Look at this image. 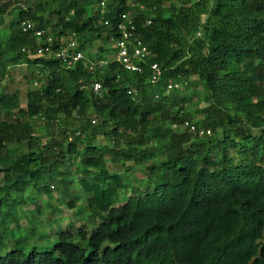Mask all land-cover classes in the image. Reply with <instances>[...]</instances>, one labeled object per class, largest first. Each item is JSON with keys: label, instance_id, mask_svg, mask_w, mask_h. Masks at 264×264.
I'll return each instance as SVG.
<instances>
[{"label": "trees", "instance_id": "trees-1", "mask_svg": "<svg viewBox=\"0 0 264 264\" xmlns=\"http://www.w3.org/2000/svg\"><path fill=\"white\" fill-rule=\"evenodd\" d=\"M17 3L0 0V79L22 64L40 66L37 80L49 72L27 90L26 107L18 91L0 94V264H264V0ZM130 16L151 52L142 73L103 45L92 61L109 62L94 71L35 54L46 35L54 51L70 33L84 52L100 39L115 43ZM27 20L34 29L23 30ZM40 29L47 33L34 34ZM152 63L163 69L156 84ZM194 78L205 89L201 121L179 90L166 92L170 80L189 87ZM184 120L198 131L173 127ZM22 140L26 149L11 146ZM155 156L162 162L147 165L144 189L132 187L128 164ZM76 188L101 222L77 239L61 229L52 248L29 249L45 236L37 231L41 196L52 211L60 209L49 199L55 193L71 209Z\"/></svg>", "mask_w": 264, "mask_h": 264}, {"label": "rangeland", "instance_id": "rangeland-1", "mask_svg": "<svg viewBox=\"0 0 264 264\" xmlns=\"http://www.w3.org/2000/svg\"><path fill=\"white\" fill-rule=\"evenodd\" d=\"M35 0H18V3L16 6H22L27 7L28 5L32 4ZM14 9V8H13ZM12 9V10H13ZM16 11V10H15ZM52 20L55 21V16H50ZM6 19L9 21V17L7 16ZM53 25V23H52ZM47 31H50V29H46ZM101 45L109 48H113V52L111 54V57H116V47L115 43H106L103 42V39L97 40L91 47L88 49V53L86 55L89 56L91 60H95L100 55V47ZM115 48V49H114ZM56 57V55H53ZM40 66H33L29 67L27 64H22L18 66L11 67L10 74L6 76L4 79H0V94L2 92H14L18 91L20 94L21 99V105L23 107H26L27 103V90L28 89H38L40 88L43 83L45 82V77L48 75V70H44V76L41 79H38L34 76L32 77V73H36L37 75V69H39ZM38 84H37V83ZM182 84V83H181ZM183 90L179 92V98L183 99L185 98V104L187 106V110L191 112L193 115L191 117L192 121H201L203 119V115L201 113H197L196 111L200 108L204 107V97H205V89L202 82L196 78L192 80V83L189 85V87L185 86L183 83ZM4 117L0 115V121H2ZM71 123V121H70ZM75 125L79 126L78 121H74ZM66 126V123L64 122V118H61V121L59 125L57 126V133L61 134L64 127ZM69 128V126H67ZM70 129V128H69ZM44 131L45 130H41ZM102 143H108V139L105 140V138H102ZM153 146L152 144H150ZM11 146H19L23 149H26L27 142L26 140L20 141V143H12ZM112 146V145H111ZM162 158L159 156H155L154 158L150 159L146 165L140 166V165H134L133 163H130L128 165H131L129 170H127L130 180H131V186L132 187H140L144 189L145 186V177L148 174L147 171V165L148 164H157L159 165L162 160ZM128 166L121 167V170H126ZM75 196L76 198V206L74 208H69L66 201H63L59 199L58 194H53L49 197L51 202L55 205H59L60 209L57 211H52L51 209L47 208V204L44 203L43 199H46L47 197H42V212H40L38 216L39 220V227L38 232L41 230L44 231L45 236H34L30 240L29 249L35 248L38 250H45L52 248L54 245V242L57 237V233L59 230H68L72 232L75 236L74 238L77 239V233L80 229H88L89 231H92L97 227V225L101 222L99 218H96L92 214L88 213V201L86 194L84 191L80 188L75 189ZM131 196V191L129 190L126 192L125 197L121 198L124 200L126 197ZM125 201H121L120 203H123ZM36 203H30L28 206H26L28 209H31L30 211H35L36 209ZM31 212L29 215H31ZM50 215L53 217L51 218ZM60 220L61 225L57 223L56 221ZM23 223L27 224V219H23ZM13 244V241L8 242L9 249Z\"/></svg>", "mask_w": 264, "mask_h": 264}, {"label": "built area", "instance_id": "built-area-1", "mask_svg": "<svg viewBox=\"0 0 264 264\" xmlns=\"http://www.w3.org/2000/svg\"><path fill=\"white\" fill-rule=\"evenodd\" d=\"M150 22V21H149ZM22 27L24 31L34 29L35 23L33 21L27 20L22 22ZM120 36L115 40V47L117 49L115 59L124 67V69L142 73L143 64L146 63L147 59L150 57L151 52L147 44L141 38L137 25L134 19L130 16L127 20L119 25ZM46 32V30H36L34 34L41 37ZM44 45L39 46L36 49V56H43L48 53H54L56 57L62 60V63L69 69L74 67L79 61H83L88 65L91 71H94L97 66H104L108 64L109 60H100L98 62H93L88 55L79 49V41L75 33H70L68 36H62L59 39V47L56 51L53 50L54 38L51 35H46ZM150 82L156 84L163 74V69L158 63H152L150 68ZM37 83V82H36ZM38 84V83H37ZM87 85H83L86 87ZM91 87L95 92H100L102 85L100 82L95 81L91 83ZM183 90V86L177 80H170L167 84L166 92L170 93L172 90ZM129 93L133 96L138 94L136 88H131ZM158 97V95H156ZM95 122V121H94ZM173 127L176 130L184 131L190 130L197 132V126L190 120H184L182 123H175ZM200 134H204L201 130Z\"/></svg>", "mask_w": 264, "mask_h": 264}]
</instances>
